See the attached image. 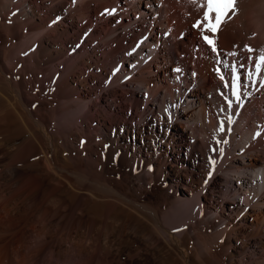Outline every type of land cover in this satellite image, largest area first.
Listing matches in <instances>:
<instances>
[{"label":"bare ground","instance_id":"bare-ground-1","mask_svg":"<svg viewBox=\"0 0 264 264\" xmlns=\"http://www.w3.org/2000/svg\"><path fill=\"white\" fill-rule=\"evenodd\" d=\"M163 1L0 0V264H264V71L231 124L217 53L162 90L150 73L167 65ZM244 3L214 37L241 74L264 50V0ZM120 33L130 55L107 48ZM112 56L111 73L132 66L113 80ZM126 74L131 107L104 90Z\"/></svg>","mask_w":264,"mask_h":264},{"label":"rangeland","instance_id":"rangeland-1","mask_svg":"<svg viewBox=\"0 0 264 264\" xmlns=\"http://www.w3.org/2000/svg\"><path fill=\"white\" fill-rule=\"evenodd\" d=\"M179 2H178V0H164L162 3V7H160L161 10L162 9L164 11L166 10L165 14H167L168 18L171 16L169 18V20L171 19L170 23L172 26V34H173V37H172V34H169L166 29H163L161 33H158L159 31L157 30V33H156L158 38L161 39V41L165 42V44H166V48H167L166 50L168 53H167V60H165V62H167V65L165 67L162 66L161 69L159 70V72L156 69V66H152V70H151L150 74H151L152 78H154L153 81L155 83H157L158 86L160 85L162 87V90L166 89L167 87L172 86V84L178 83V82L180 83L178 85H181V87H183L185 84V80L188 77L187 74H189V73L191 74L192 72L196 71L195 65L198 64V62L203 58L204 55L209 54V53H213L211 51V49L204 43L203 39L201 38V36H202L201 30L193 28V25L196 24L197 21L202 18L201 16L203 13V11H202L203 9L200 8L196 2L192 3L191 0H187V1L185 0L184 1L185 3L184 2L182 3L181 0H179ZM187 2H190L191 4L190 3L188 4ZM181 3L184 5H182ZM186 3L190 6H188ZM259 4H260V2H259ZM185 5H187L188 7H186ZM237 5H238V0L236 2V5H235L236 13L238 11ZM248 5H249L248 0H245L244 6L247 7ZM261 5H263L262 7L264 8V4L261 3ZM182 7H184L185 10ZM189 7H190V9L192 8L191 10H189L191 12L193 11L192 13L191 12L189 13V11L186 10ZM193 7L196 8V10H194ZM144 8H146L145 4H144ZM197 8H198V10H197ZM182 9L184 11H182ZM187 11H188V14H186ZM236 13L235 14L229 13V16L231 17V19H228L226 21L231 22L234 19V17L236 16ZM139 17H140V15H137L135 18L132 17V20L139 21L140 20ZM197 17H198V20H197ZM145 27L149 28V23L146 22ZM137 33H138V40L139 41L143 40L145 37L147 38L148 34H146V32L142 28L136 29V34ZM121 34H123V33L118 34L117 37L122 38V44L118 45L117 43H114V40H110L109 42H107V46H108L107 48L110 50L111 49H114V50L119 49V52H120L119 55L120 56H123L125 53H127V55H128L132 49V47H131L132 43L130 42L132 37L123 38L121 36ZM203 34L206 35V33H203ZM207 35H209V34H207ZM218 42L219 41H217L216 44ZM230 44H231L230 39H229V43H228V40L225 41V50L230 49V46H231ZM177 46H178V48H176ZM219 50L221 52V56L218 57L219 60L225 61V56H224L225 54L224 53H228V56H231V55H229V53H231V52H228L225 50L222 51L221 49H219ZM116 58L117 57L112 56V58L106 63L108 65V67H107L108 78H110V79H111V75H113L112 74L113 72L111 73V70H112L111 63L114 62ZM214 58H215V56H214ZM107 60H108V58H107ZM229 62L230 63L232 62L231 59L229 60ZM153 63L155 64L156 62L153 61ZM144 65H145V63H144ZM219 65H221V64H219ZM125 67L128 70L132 69V66H130V64L124 63V65H123L122 62L120 63V65H118L117 68H119V72H120V70L122 68L125 69ZM176 68L181 69V71L180 72L174 71V69H176ZM117 75H118V71L115 73V75H113L112 80ZM157 76L160 79H157L158 78ZM115 79H116L115 83H113L114 85L112 87L108 86L111 80L109 82L104 80V85H106V88L104 89L105 92L108 93L110 91H115L117 96L122 95V96H119V97H121V100H120L121 103L120 104L123 105L124 107H131V106H134L136 103H138V93L133 92V90L135 88H137L138 84H136L134 82H129V74L124 75L123 78H115ZM117 79H119V80H117ZM125 79H126V81H125ZM100 84H101V82H100ZM163 85H165V86H163ZM122 86H124L125 89ZM123 89H124V91H126V94H125V92L122 93L121 90H123ZM160 94H163V92H160ZM146 95L147 94L145 93L143 96H146ZM140 97H141V95H140ZM138 107H139L140 111H144L145 107L141 103H139ZM9 140L10 141H8V139H7V141L9 142V143L7 142L8 146L11 150H14L23 141V138L21 139V138L10 137ZM49 143H51V142L49 141ZM187 150L188 149L186 147H185V149L182 150V152H183L182 157L183 158L185 157V152ZM73 169L74 170H73L72 174H73V178H75V179L79 180L80 176L85 173L83 169H80V168H73ZM145 200H147V199L145 198ZM174 236L175 235L173 234L172 235V244L175 247H177L182 253L185 252L187 254L186 250L184 249L183 244L181 243V239H179L177 236L176 237H174Z\"/></svg>","mask_w":264,"mask_h":264},{"label":"snow or ice","instance_id":"snow-or-ice-1","mask_svg":"<svg viewBox=\"0 0 264 264\" xmlns=\"http://www.w3.org/2000/svg\"><path fill=\"white\" fill-rule=\"evenodd\" d=\"M192 3H195L196 0H191ZM236 2L237 0H204V3L201 7L205 8L203 17L201 20H198L196 24L193 25V28L201 30L204 43L211 49L213 53H217V57H219V51L216 45V40L214 37L220 30L223 23L226 22V19H230L229 13H236ZM113 12L115 10H112ZM105 13H102L104 15ZM106 14L111 15L112 12H107ZM203 33H211V35H205ZM246 50L251 53L254 51L251 47L246 46ZM131 53H129L130 55ZM229 55H236L235 53H229ZM252 57H249L251 60ZM217 63L222 64L225 69L230 73L229 79H226L224 73L221 68H216L215 71L221 81L224 82V87L227 89L230 87L231 89V98H226V103L228 106V111L230 113L228 120L229 124L233 122V118L231 115L233 105H237L238 107H243V99H242V88H247L248 84L251 83L253 87H255V77H257L262 71H264V50L261 51L260 55L256 58L255 61V69L254 71H248L246 73L241 74L236 64H228L226 61H221L217 58ZM243 67V65H241ZM119 71V68L114 69L113 75ZM176 72H180L181 69H174ZM242 75L244 83H242ZM230 81V82H229ZM261 87H264V80L260 83ZM220 131H224L223 122L220 125ZM230 131V129H229ZM257 136L260 135L258 132ZM227 143V141H224ZM221 155L223 154V150L221 149ZM210 164L214 165L215 161L210 160Z\"/></svg>","mask_w":264,"mask_h":264}]
</instances>
